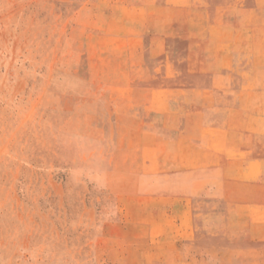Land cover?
I'll list each match as a JSON object with an SVG mask.
<instances>
[{"label":"rangeland","instance_id":"374dc122","mask_svg":"<svg viewBox=\"0 0 264 264\" xmlns=\"http://www.w3.org/2000/svg\"><path fill=\"white\" fill-rule=\"evenodd\" d=\"M0 264H264V0H0Z\"/></svg>","mask_w":264,"mask_h":264},{"label":"crops","instance_id":"0c3cea01","mask_svg":"<svg viewBox=\"0 0 264 264\" xmlns=\"http://www.w3.org/2000/svg\"><path fill=\"white\" fill-rule=\"evenodd\" d=\"M177 204H178V206H179V209H180V213L182 214V216H187V213H189V205H188V201L186 200V198H181V199H179L178 200V202H177ZM194 212L198 215V213L200 212V210H199V207L198 206H194ZM181 228L184 230V232H185V230H187L186 229V227H187V224H186V222H184L183 220L181 221ZM184 239H186V238H183L182 237V242H183V240Z\"/></svg>","mask_w":264,"mask_h":264}]
</instances>
